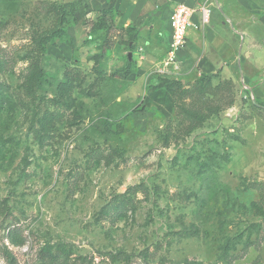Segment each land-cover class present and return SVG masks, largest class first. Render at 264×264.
<instances>
[{
    "label": "rangeland",
    "instance_id": "374dc122",
    "mask_svg": "<svg viewBox=\"0 0 264 264\" xmlns=\"http://www.w3.org/2000/svg\"><path fill=\"white\" fill-rule=\"evenodd\" d=\"M166 47L114 0H0V264H264V63Z\"/></svg>",
    "mask_w": 264,
    "mask_h": 264
},
{
    "label": "crops",
    "instance_id": "0c3cea01",
    "mask_svg": "<svg viewBox=\"0 0 264 264\" xmlns=\"http://www.w3.org/2000/svg\"><path fill=\"white\" fill-rule=\"evenodd\" d=\"M178 3L192 9L186 43L176 54L181 74L194 70L216 73L230 63L239 65L249 60L264 63V0H114L115 7L129 19L165 17L167 47L169 15ZM201 6L209 9L206 22L202 20ZM147 67L144 62L142 70ZM252 88L261 94L260 86ZM145 93L149 106L166 115L173 111L174 98L166 89L147 87Z\"/></svg>",
    "mask_w": 264,
    "mask_h": 264
},
{
    "label": "built area",
    "instance_id": "2783aa9c",
    "mask_svg": "<svg viewBox=\"0 0 264 264\" xmlns=\"http://www.w3.org/2000/svg\"><path fill=\"white\" fill-rule=\"evenodd\" d=\"M202 20H208L209 9L201 6ZM192 9L184 3L176 4L169 15L170 39L166 50V56L161 61L159 72L163 75H172L179 71V64L176 58L177 52L184 47L186 43V30L189 25V19Z\"/></svg>",
    "mask_w": 264,
    "mask_h": 264
},
{
    "label": "trees",
    "instance_id": "16d2710c",
    "mask_svg": "<svg viewBox=\"0 0 264 264\" xmlns=\"http://www.w3.org/2000/svg\"><path fill=\"white\" fill-rule=\"evenodd\" d=\"M204 75H211V74H214V73H211V74H206V73H202ZM177 84H183L182 80L181 79H178L177 81H168L167 79H160L159 80V83L154 85L152 88L153 89H159V88H164L166 89L168 92H170V94L173 96V91L171 89L170 86H174L175 88H177Z\"/></svg>",
    "mask_w": 264,
    "mask_h": 264
}]
</instances>
